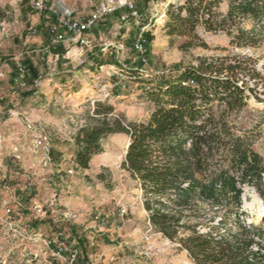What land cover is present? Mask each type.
Returning <instances> with one entry per match:
<instances>
[{
    "label": "rangeland",
    "instance_id": "374dc122",
    "mask_svg": "<svg viewBox=\"0 0 264 264\" xmlns=\"http://www.w3.org/2000/svg\"><path fill=\"white\" fill-rule=\"evenodd\" d=\"M33 1L0 0V261L68 264L67 255L57 254V245L65 242L82 249L76 264H194L178 241L151 230L141 186L123 168L129 137L105 139L102 153L93 156L88 169L76 164L75 137L91 123L96 102L113 106L129 123L148 122L156 109L152 95L162 79L173 80L177 69L197 66L200 59L239 57L248 59L256 74L248 79V107L232 121L264 163V44L237 47L227 31L212 33L202 26L195 39L170 36L165 29L168 11L186 0H127L139 20L123 8L97 27L92 50L78 52L79 45L67 43L68 49L58 54L54 46L33 42L47 36L40 28L41 14L30 8ZM44 1L51 11L74 16H87L101 3ZM228 8V1L222 0L218 14L226 15ZM51 11L45 13L46 22H52ZM149 23L152 41L139 54L133 42L140 24ZM245 27L251 29V23ZM189 41L193 46L182 48ZM98 51L106 64L94 65L93 75L84 72L82 67L91 64L88 55L96 57ZM17 60L34 64L37 82L6 89ZM55 81L65 86L59 90ZM26 119L50 133L51 164L45 165V151L35 148V133L28 131ZM15 150L21 158L14 156ZM242 191L241 221L264 228V196L252 185H243ZM122 208L128 210L124 218L119 216ZM202 208L207 213L202 232L209 225L217 226L222 236L229 229L236 231L234 216L221 226L219 216L211 220L210 208Z\"/></svg>",
    "mask_w": 264,
    "mask_h": 264
},
{
    "label": "trees",
    "instance_id": "16d2710c",
    "mask_svg": "<svg viewBox=\"0 0 264 264\" xmlns=\"http://www.w3.org/2000/svg\"><path fill=\"white\" fill-rule=\"evenodd\" d=\"M227 1L223 16L218 14L222 0H186L171 7L167 34L195 39L202 26L207 32L227 31L237 47L263 45L264 0ZM145 38L149 45L151 34ZM192 46L189 41L182 48ZM247 61L200 59L197 66L177 69V77L162 79L153 93L156 109L148 122L129 123L113 106L96 102L91 123L75 137V161L82 169L102 153L109 136L129 137L123 168L141 186L150 225L178 241L194 264H264V228L241 221L242 186L252 185L264 196V163L232 121L250 100L248 79L256 71ZM203 205L212 211L211 220L219 216L221 226L234 216L236 231L222 236L217 226L209 225L202 232Z\"/></svg>",
    "mask_w": 264,
    "mask_h": 264
},
{
    "label": "built area",
    "instance_id": "2783aa9c",
    "mask_svg": "<svg viewBox=\"0 0 264 264\" xmlns=\"http://www.w3.org/2000/svg\"><path fill=\"white\" fill-rule=\"evenodd\" d=\"M30 8L33 12L39 14H45L52 10L48 8L44 0H34L30 4ZM123 8L130 10L133 18L136 21L140 19L135 6L127 0H101V3L87 16H74L71 12H67L66 10L59 13L56 11H51V16L54 17V20L49 22L47 25L49 45L57 47L64 43H74L79 45L81 48H91L92 42L88 36L89 33H91L100 22L114 15ZM149 27L150 23L140 24L139 31L133 42V48L139 54H143L145 51V35L148 32ZM15 65L17 73L16 77L14 78V84L20 88H25L29 72L28 67L26 66L24 60H17ZM2 77L3 73L0 72V80ZM26 123L28 131L35 133V148H40L45 151V165L51 164L52 159L50 156V133H48L44 128H36L33 125L34 123L28 119H26ZM18 152V150H15L14 156L19 159L21 157ZM8 212L11 213L12 211L8 210ZM127 214L128 210L126 208H122L120 210L119 216L124 218ZM150 228L153 230L151 225ZM57 249V254L67 255L68 264H76L80 256L83 254L79 244L68 245L65 242H60L57 245Z\"/></svg>",
    "mask_w": 264,
    "mask_h": 264
},
{
    "label": "crops",
    "instance_id": "0c3cea01",
    "mask_svg": "<svg viewBox=\"0 0 264 264\" xmlns=\"http://www.w3.org/2000/svg\"><path fill=\"white\" fill-rule=\"evenodd\" d=\"M38 15H40V14H38ZM41 16H42V21L40 23V28H41V30L42 29H45L47 31V25H48L49 22H46L45 19L48 18V15L47 14H45V15L44 14H41ZM53 20H54V17L51 19V21H53ZM100 24H101V22L88 35L89 38H90V40H91V42H92V44H91L92 47L91 48H80V49L78 48L77 49L78 52H80V50L85 51V52H88L89 50H92V48L94 46V43H95V40H96V35H97V34H94V33H96L95 31L97 30V27L100 26ZM45 33L47 34L46 37L45 36L43 38L42 37H37V38L34 39L33 42L34 43H37V44H39V45H41L43 47L48 46L49 45V35H48V31L45 32ZM54 49H56L58 51V54H60L64 50H67L68 49V44L67 43H64V44H62L60 46L54 47ZM98 53L99 54H97L96 57L94 56L93 53L91 55H88V59H89V62H91V64H88V65L82 67L84 69L83 70L84 72H90V74L93 75L94 74V71H93L94 70V65H96L97 67H100V66L106 64L105 61H103L104 54L101 53V52H99V51H98ZM27 63H28V65H30L32 67V70H30V68H28L29 72H28L27 82H29V83H32V82L35 83V82H37V81H35V78L37 77V75H36L37 69H36V67L34 66V64L30 60H27ZM89 65H91V66L93 65L92 68L86 69V67L89 66ZM97 67H95V72L97 71ZM34 71H35V73H34ZM16 73L17 72H16V65H15V67L13 69V73L11 74L9 80H7L6 83H5V88L6 89L8 87L11 88V89H13V87H14L13 85H15L14 84V78L16 77ZM63 78L64 77L59 78V81L61 79H63ZM50 81L51 80H48L47 84H50ZM63 86H65V85L64 84H61V83L59 84V83H57V81H55V87L56 88H59V90H61V87H63Z\"/></svg>",
    "mask_w": 264,
    "mask_h": 264
},
{
    "label": "water",
    "instance_id": "95a60500",
    "mask_svg": "<svg viewBox=\"0 0 264 264\" xmlns=\"http://www.w3.org/2000/svg\"><path fill=\"white\" fill-rule=\"evenodd\" d=\"M128 147H129V145H128Z\"/></svg>",
    "mask_w": 264,
    "mask_h": 264
}]
</instances>
